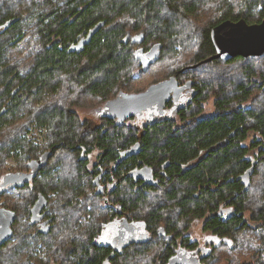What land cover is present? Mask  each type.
Instances as JSON below:
<instances>
[{
	"label": "trees",
	"instance_id": "1",
	"mask_svg": "<svg viewBox=\"0 0 264 264\" xmlns=\"http://www.w3.org/2000/svg\"><path fill=\"white\" fill-rule=\"evenodd\" d=\"M15 3H0V133L8 129L11 132L0 138V171L5 157L16 154L20 163L15 172H27L23 174L29 178L32 173L34 188L42 189L49 200L46 209L57 212L52 221L57 224L40 232V237L46 239L43 246L48 249L40 257L28 254L25 264L34 260L37 264H51L57 255L61 264H101L103 260L110 264H175L173 255L186 246L178 241L189 240L185 234L198 219L203 220L206 232L211 231L220 239L211 245L210 252L202 254L204 264H216L217 249L224 246L230 253L251 251L253 264H264V172L260 171L264 168V53L206 61L216 53L211 29L228 19L261 22L264 0H44L43 5L33 0L27 6L25 0ZM24 8L31 14V21L35 20L31 28L34 31L26 29ZM100 22L105 25L81 52H69L72 44ZM29 34L36 38L39 48L31 51L24 66L25 61L14 59V52ZM136 36L143 38L141 44L134 42ZM177 43L182 45L180 51ZM155 45L158 58L143 68L138 52L150 51ZM178 52L179 57H175ZM185 52L193 54L191 60L169 73L189 68V77L195 79L199 95L180 112L179 119L154 123L139 134L131 117L120 123L100 117L106 126H90L71 106L58 103L65 86H69V92L64 91L66 100L82 95L106 102L122 94L144 92L150 83L141 90L128 88L136 81L137 68L142 73H152L159 63L179 59ZM235 64H240L239 72L230 73L228 66ZM48 92L46 101L55 99V103L43 104L32 116L40 126H48L49 148L34 152L32 142L20 133L12 137L10 127L4 131L5 124L21 120L22 112L32 110L29 103L34 104ZM210 98L213 112L200 115ZM137 140L142 147L139 154L132 147ZM81 147H86L83 155ZM94 149L101 152L93 159L85 156ZM128 149L130 153L119 156L122 161L116 166L118 152ZM61 152L70 156L67 167L65 156L57 160ZM140 161L146 163L141 166L143 171H149L142 174L144 181L131 174ZM150 165L163 167L160 181L149 177ZM99 167L107 169V179L111 175L121 178L109 196L113 202H122L131 217L139 216L144 240L125 243L113 251L93 242L101 216L107 215L95 200L99 193L91 196L90 204L95 215L100 211L102 214L94 216L90 223H79L78 214L88 207L80 199L89 197L85 191L94 188V179L101 174ZM118 167L123 168L121 172L116 171ZM248 171L251 174L246 182L243 177ZM259 174L263 175V186L255 200L253 189ZM17 186L24 188L21 182ZM20 199L5 204L15 209L17 220L12 224L13 234L0 244V264L5 257L3 251L12 248L8 245L17 238L20 228L21 240L24 233L29 238L36 231L34 225L19 220L27 212L22 207L26 208L34 194ZM161 227L172 234L170 241L158 233ZM251 230L255 231L254 236L249 233ZM56 239L64 241L55 242ZM254 244L256 247L250 250Z\"/></svg>",
	"mask_w": 264,
	"mask_h": 264
},
{
	"label": "flooded vegetation",
	"instance_id": "2",
	"mask_svg": "<svg viewBox=\"0 0 264 264\" xmlns=\"http://www.w3.org/2000/svg\"><path fill=\"white\" fill-rule=\"evenodd\" d=\"M158 56L159 51L156 48L151 54H149V59H156L158 58ZM142 67L145 68V64H142ZM190 75L191 71H189V68L182 67L173 73H167L162 77L154 78L152 80V82L147 87L149 88L153 86L150 91V101L145 106L137 108L136 112L133 113V116L130 119V122H132L139 129V134L144 132L147 127L154 125V123L166 122L174 118L179 119L180 112L182 110L185 111L188 107L191 106V104L195 101L196 96L199 95V88L195 83V79L189 77ZM210 99L205 104L206 109L202 111L200 115L207 111ZM106 104L107 101L96 109L98 119H100V110L104 109ZM114 120L119 121V116L115 117ZM100 121L102 120L100 119ZM135 122H139L141 127L135 124ZM134 146L135 148L133 152L139 154L142 149L141 142L137 140L135 145H133L132 147ZM132 147L130 146L129 148ZM119 152L117 154L118 157L123 156V154L126 153H122L121 151ZM196 160H194V162H196ZM121 161L122 159L119 157L118 160L115 162L116 166L120 165ZM37 162L39 163V161ZM194 162L192 163L194 164ZM144 164L146 165V163H142L140 161L135 166L137 168L132 170L134 176H136L135 179L138 181L143 180L142 174L149 172L143 171L144 167L141 166ZM116 166L113 168L116 169ZM150 168L152 174L149 177L152 178V181H160L159 176H162L161 172H163V167H159L157 169L156 166L150 165ZM122 169L123 168L118 167L116 171L121 172ZM99 170H101V174L96 177L97 179H94V188L85 191V194L89 195V197L86 199H80V201H85L88 207L78 214V221L79 223H90L93 220L94 216L96 215L92 210L93 206L90 204L92 200L91 196H93L95 193H99L100 196H97L95 200L102 204L104 210L107 212V215L106 217L101 216L100 229L94 235L93 242L99 247H111L110 251H113L114 249H118V247L120 248L121 245L128 243L129 239H132L133 241H137L140 239V236H142L141 225L139 222L140 218L138 215L135 217H131V215L124 209L122 202H120L119 200L117 202H113L112 195L109 196V194L112 193V191L115 189L116 182H119L121 178L111 175L109 176V179H107V169H101L99 167ZM15 174L18 175L15 176L18 180L17 182L23 181L21 182L22 187L28 188L29 190L24 188H18L17 184H15L16 182H6V178H4L3 182H0V215L8 220V226L9 229H11V232L10 230H8L7 234H10L6 235L5 239H1L0 237V244L4 243L3 241H7V239L13 234L12 224L14 220H17V214H15V209L7 205L5 206L8 200H3L1 199V197L3 195L8 196V194H13L14 192L22 193L24 198L26 197V195L29 196L30 194H34V199L27 202L26 208L22 207L23 209H21L24 212L27 210V212L19 218L21 219L22 217H24L25 222L23 223L34 225L36 231L28 238V240H24L22 242L45 243L46 239L40 237L42 234L40 232L44 229H49L51 226H55L57 224L52 222L55 220V216L53 215V213L50 210L48 211L46 209V205H48L49 200H46V195H43L42 189L34 188L33 181H31L32 173H30V178L27 174ZM2 175H5L6 177L14 176L11 171H8L6 173H2L0 171V179H3ZM12 202L14 203L15 200H12ZM83 219L85 220V222ZM1 220L5 222V220ZM196 223H202V230H205V224L201 219H198L196 220V222H193L191 224V229L188 231L187 234H185V236H189V240L187 239V241H185V239L182 238L178 241L179 245L186 246L181 249H177V252L173 255V260H184L187 264H189L190 261H195V264H204V256L202 254L206 251L210 252L212 248L211 245H214L216 241H220L218 235H213L211 231L200 235L201 237H197L198 235H194L192 226ZM158 233L166 237L168 241L171 240L172 234H168L165 228H159ZM206 238L212 239L209 244H206L208 245V247H205ZM60 241L64 240H55V242ZM190 245H193L194 247L189 248ZM51 264L61 263L59 260H53ZM101 264H110V262H106L103 260Z\"/></svg>",
	"mask_w": 264,
	"mask_h": 264
},
{
	"label": "rangeland",
	"instance_id": "3",
	"mask_svg": "<svg viewBox=\"0 0 264 264\" xmlns=\"http://www.w3.org/2000/svg\"><path fill=\"white\" fill-rule=\"evenodd\" d=\"M4 1L10 4H14L15 0H0V3ZM33 0H25V5L27 6L28 4H30ZM37 3H40L41 5L44 4V0H34ZM16 4V3H15ZM18 4V3H17ZM259 8V7H258ZM257 8V9H258ZM261 8V7H260ZM25 13H23L22 19L26 21V29H30L32 31H34L35 29H31L33 27V25L35 24V20L31 21L30 16L31 14L29 12H27V10L24 8ZM203 17L206 18L205 14H203ZM208 19V18H206ZM29 30V31H30ZM36 42H38L36 40L35 37H33L31 34L27 35V38L20 42V44L18 45V47L16 48L15 52H14V59L18 60V61H25L29 59L30 57V53L31 51H33V49L35 48H39V44H37ZM182 45L180 43H177L176 49L177 51L181 50ZM180 54V52L175 53V57H179L178 55ZM193 57V54H188L187 52H185L179 59L176 60H165L164 62L167 63H159L158 65H156V68L152 71H148L147 73H142V70L137 68L135 71V77H136V81H134L133 84H131L128 88H132L131 90H141L143 88H145L149 83L152 82V78H158V77H162L165 74L169 73L171 71V69H175L177 66L179 65H183L187 62H189L191 60V58ZM27 61H25L24 66L27 65ZM23 66V67H24ZM28 66H26L25 68H27ZM24 68V69H25ZM241 66L240 64H235L232 66H228V69H230V73H234V72H239ZM65 88L64 91L69 92V86H65L63 87ZM63 91V90H62ZM64 91L62 92V94L59 96L58 99V103H65L71 106V109L73 110V112H76L79 117L81 118L82 121H89L90 122V126H106V123H102V121H100V119L97 118V112L96 109L98 107H100L104 101L99 98V97H93V96H82V95H75L73 96V98H69L68 100H66L67 98H64ZM49 96V92L44 94L43 97H41L39 100H36L34 104H30L32 105V110H28V111H24L21 113L22 119L18 120V121H13V122H7L5 124V126L7 127L4 131H6L8 129V127L11 128L12 131V137H14L15 134H19L26 139L29 142H32V145L34 146V152L41 151V150H45L48 149L49 147H47L48 142H49V137H50V130L48 128V126L45 124L44 126H40L38 123V120H36L33 116L32 113L35 114V112L37 111L36 108L41 107L43 104L45 103H55V99H51L50 101H46L48 99ZM57 104V103H56ZM214 110L213 107V99H210L209 103H208V107H207V111H205L202 115H205L207 113H212ZM33 114V115H34ZM10 123V124H9ZM135 124H137L138 126L141 127L139 122H135ZM7 133V135H10V129H8L6 132L4 133H0V138H4L5 134ZM27 142V143H29ZM39 148V149H38ZM81 154L83 155L85 152L86 147H81ZM101 151L99 149H94V152H92L88 156L91 159L94 158V156L96 154H99ZM66 154L63 155V153L61 152L60 154L58 153V157L57 160L60 159V157L65 156ZM65 160L67 161V164L65 163L66 167L69 166V160H70V156H65L64 157ZM56 161V158L53 160V162ZM3 169H1L2 173L8 172L13 170V174L14 176H18L17 172H15V169H17L19 167V159L17 158V155L14 153H11L10 155L8 154V156L5 157V161L3 162ZM264 168H261L260 171L263 173L264 170H262ZM5 171V172H4ZM24 174L26 172H23ZM263 175L259 174L257 176H255V186L253 189V196L258 195L261 191V188L263 186L262 184V180H263ZM3 179H0V182L4 181V178H6L5 175H2ZM56 193V192H55ZM54 194V192H53ZM52 194V195H53ZM23 199L24 196L22 193H18V192H14L13 194H8V196L2 198L3 200L7 199V200H16V199ZM20 199V200H21ZM253 199L257 200V196H255ZM57 199H55L54 201H56ZM18 201V200H17ZM7 203L12 204L11 201H8ZM53 203V201H52ZM251 206L253 207L254 205L251 204ZM52 213H54L55 215L57 214V212L55 211V209L52 210ZM102 212L100 211L97 215H101ZM22 222L24 221V217H22L21 219H19ZM84 220V219H83ZM203 221V220H202ZM85 222V220H84ZM196 222V221H195ZM201 222V221H200ZM192 230H193V234L194 235H198L197 237H201L200 235L206 233L205 230H202V223L198 224H194L192 226ZM21 228L19 230L18 236L17 238L14 240V242L12 241V243L8 246H11L12 248L6 249L3 251L5 257L3 259V264H25L27 261V255L29 254L31 256V254L37 255L40 257V253L45 249L47 250L48 247H44L43 244L44 243H31L27 242L26 244H23L22 246L19 244L20 242L24 241V240H28L26 233H24V240L19 239V236L22 234L21 233ZM249 233L251 235H255V231L251 230L249 231ZM196 237V238H197ZM211 237V236H210ZM65 238V237H64ZM63 239V238H62ZM44 241V240H43ZM42 241V242H43ZM69 241V240H68ZM212 241V239H205V245L209 244V242ZM67 242V241H66ZM65 242V243H66ZM215 243H218L217 241ZM28 245V248H27ZM61 243L57 244L55 246L56 249H58L60 247ZM205 247H208V245H206ZM256 247V245H253V248L250 250H254V248ZM54 248V249H55ZM210 248V247H209ZM219 255H216L218 262L216 264H253V259H250V254L251 251L246 252L245 253L243 251H237V252H233L230 253L229 252V248L226 246L221 247L219 249H217ZM258 251H260V249H258ZM56 260L58 259V255L53 258ZM0 260L2 261V258H0ZM31 264H37L36 260H34V262H30ZM2 264V263H1Z\"/></svg>",
	"mask_w": 264,
	"mask_h": 264
},
{
	"label": "water",
	"instance_id": "4",
	"mask_svg": "<svg viewBox=\"0 0 264 264\" xmlns=\"http://www.w3.org/2000/svg\"><path fill=\"white\" fill-rule=\"evenodd\" d=\"M104 25L105 22H100L95 27L90 29L86 36L81 37L77 42L72 44L69 52H81L85 46L90 43L94 34H96ZM133 39L134 42L138 44H141L143 41V38L139 36H136ZM211 39L216 53L207 58L206 61L212 60L214 58H220L223 61H228L238 55L245 57L250 55H261L264 53V18L261 22L253 24L248 23L244 18L239 19L238 21L230 19L225 20L211 29ZM156 48L157 46L155 45L153 49L146 53H142V50L138 52V55L142 60L141 64H145V68L148 64L155 62L157 59H149V54H151ZM152 88L153 86L139 94H122L118 97L108 100L105 108L100 110V117L114 119L115 117L119 116V121H117L118 123L123 122L128 117H132L137 108L145 106L150 101V91ZM232 135H234V133H232ZM134 148L135 146L133 149ZM125 152L127 154L130 153L129 150ZM131 174H133V171H131ZM250 174L251 171H248L244 175V181H249ZM5 180L6 182H16L15 184H20V182H23H17L18 180L15 176H7ZM1 219L5 220V222ZM0 228V237L1 239H5L6 235L10 234H7L8 230L11 232V229H9L8 220L3 218L1 215ZM145 238V236H140L139 240H144ZM132 241V239L128 240V242ZM173 262L175 264H187L184 260H173ZM189 264H195V261H190Z\"/></svg>",
	"mask_w": 264,
	"mask_h": 264
}]
</instances>
